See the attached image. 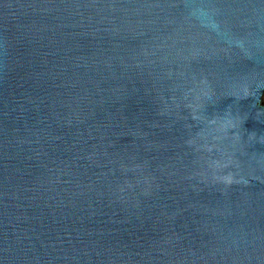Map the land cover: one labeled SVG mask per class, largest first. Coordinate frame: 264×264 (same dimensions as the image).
<instances>
[{
	"label": "water",
	"instance_id": "1",
	"mask_svg": "<svg viewBox=\"0 0 264 264\" xmlns=\"http://www.w3.org/2000/svg\"><path fill=\"white\" fill-rule=\"evenodd\" d=\"M263 98L264 0H0V264H264Z\"/></svg>",
	"mask_w": 264,
	"mask_h": 264
},
{
	"label": "clouds",
	"instance_id": "2",
	"mask_svg": "<svg viewBox=\"0 0 264 264\" xmlns=\"http://www.w3.org/2000/svg\"><path fill=\"white\" fill-rule=\"evenodd\" d=\"M191 15H193L195 18L200 19V20H207L210 17V13L200 7L194 6L191 10ZM205 26H210V27H215L214 24L208 25L206 24Z\"/></svg>",
	"mask_w": 264,
	"mask_h": 264
},
{
	"label": "trees",
	"instance_id": "3",
	"mask_svg": "<svg viewBox=\"0 0 264 264\" xmlns=\"http://www.w3.org/2000/svg\"><path fill=\"white\" fill-rule=\"evenodd\" d=\"M263 103H264V99H263Z\"/></svg>",
	"mask_w": 264,
	"mask_h": 264
},
{
	"label": "rangeland",
	"instance_id": "4",
	"mask_svg": "<svg viewBox=\"0 0 264 264\" xmlns=\"http://www.w3.org/2000/svg\"><path fill=\"white\" fill-rule=\"evenodd\" d=\"M264 99V98H263Z\"/></svg>",
	"mask_w": 264,
	"mask_h": 264
}]
</instances>
